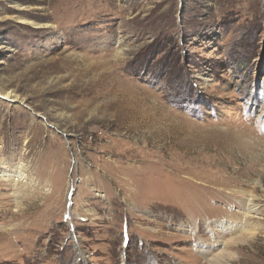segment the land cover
<instances>
[{"label": "rangeland", "instance_id": "1", "mask_svg": "<svg viewBox=\"0 0 264 264\" xmlns=\"http://www.w3.org/2000/svg\"><path fill=\"white\" fill-rule=\"evenodd\" d=\"M5 160L0 264H264V0H0Z\"/></svg>", "mask_w": 264, "mask_h": 264}, {"label": "bare ground", "instance_id": "2", "mask_svg": "<svg viewBox=\"0 0 264 264\" xmlns=\"http://www.w3.org/2000/svg\"><path fill=\"white\" fill-rule=\"evenodd\" d=\"M3 98L4 99H9L10 96L8 95V96H5ZM27 178H28V175L26 173V166H25V164H24V162L22 160H20L16 164L12 163V162H7L6 160L1 162V165H0V180H2L3 182L9 183V185H11L12 187L17 188V187H21V186L27 185ZM245 196L247 197V199H246L245 203H243V211H242V214H241L242 215V220L253 219V218H255L254 216L257 213V209H255L256 207L253 204L255 196L254 195H245ZM240 222H241V220H240ZM235 225L238 228L241 227V229L243 227H245V226H242V224H239V222H237V224H235ZM251 236H254V233H251ZM202 252L204 254L203 257L206 258V259L208 257V254H210V257H211V254H213L210 250H206L204 247H202ZM214 256L215 255H213V257ZM211 259H212V257H211Z\"/></svg>", "mask_w": 264, "mask_h": 264}]
</instances>
